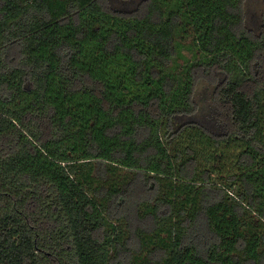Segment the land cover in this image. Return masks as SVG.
<instances>
[{
    "label": "trees",
    "instance_id": "16d2710c",
    "mask_svg": "<svg viewBox=\"0 0 264 264\" xmlns=\"http://www.w3.org/2000/svg\"><path fill=\"white\" fill-rule=\"evenodd\" d=\"M0 264H264V0H0Z\"/></svg>",
    "mask_w": 264,
    "mask_h": 264
},
{
    "label": "rangeland",
    "instance_id": "374dc122",
    "mask_svg": "<svg viewBox=\"0 0 264 264\" xmlns=\"http://www.w3.org/2000/svg\"><path fill=\"white\" fill-rule=\"evenodd\" d=\"M208 79L199 80L197 85V103L199 105L204 104V99L211 98L212 91L209 88V85L207 82ZM198 105V107H199Z\"/></svg>",
    "mask_w": 264,
    "mask_h": 264
}]
</instances>
